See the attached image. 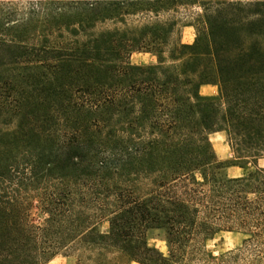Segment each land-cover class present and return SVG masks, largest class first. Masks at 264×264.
I'll return each instance as SVG.
<instances>
[{
    "label": "trees",
    "instance_id": "16d2710c",
    "mask_svg": "<svg viewBox=\"0 0 264 264\" xmlns=\"http://www.w3.org/2000/svg\"><path fill=\"white\" fill-rule=\"evenodd\" d=\"M10 16L0 8V264L68 249L76 264H200L219 230L244 238L204 264H264V0H47ZM220 130L252 171L223 175Z\"/></svg>",
    "mask_w": 264,
    "mask_h": 264
},
{
    "label": "rangeland",
    "instance_id": "374dc122",
    "mask_svg": "<svg viewBox=\"0 0 264 264\" xmlns=\"http://www.w3.org/2000/svg\"><path fill=\"white\" fill-rule=\"evenodd\" d=\"M38 1L47 0H0V8L10 14L11 18H14V11L22 13L29 11L32 4L34 5ZM197 8H191L190 11H196ZM195 30L191 25H183L180 28V40L183 43H191L194 40ZM156 56L150 52H134L130 56V63L132 65H150L156 63ZM199 92L203 96H217L218 86L214 84L202 85ZM212 145L214 153L219 161L226 164L222 173L227 177H238L247 174L252 171L256 165L252 162H248L244 167H239L234 163H242L246 160L243 158H237L233 149L229 145L228 137L225 131L211 132L208 136ZM257 166L264 167V159H260ZM35 217L40 219L41 214L35 209L32 210ZM96 229L101 233H106L108 230V222L106 220L100 221L96 225ZM244 238V235L238 231L219 230L212 235L205 238L202 245H198L196 257L204 264L212 257H217L235 247L239 246ZM148 243L151 246L159 248L162 252L166 253L167 248L165 241L159 238H149ZM77 253L72 250H64L50 258L46 259L43 264H76ZM131 264H139L132 262Z\"/></svg>",
    "mask_w": 264,
    "mask_h": 264
}]
</instances>
